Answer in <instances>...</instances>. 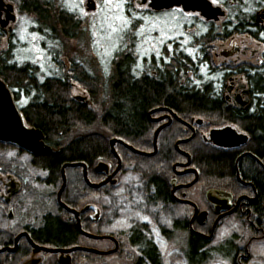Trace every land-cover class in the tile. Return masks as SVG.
I'll return each mask as SVG.
<instances>
[{
    "label": "flooded vegetation",
    "instance_id": "af4514ba",
    "mask_svg": "<svg viewBox=\"0 0 264 264\" xmlns=\"http://www.w3.org/2000/svg\"><path fill=\"white\" fill-rule=\"evenodd\" d=\"M134 1L136 5L146 8L153 14L175 11L181 17L189 16L196 22L216 23L227 15L225 3L230 0H222V4L206 0L211 7L219 8L223 12V15L216 20L208 19L203 15V0ZM153 1L158 8L151 6ZM241 1L231 0L230 2L235 7L234 16L226 23L230 27L229 35H223L220 33L221 31L214 34L209 31L205 35L203 33L190 35L189 40L187 35H181V41H196L200 45L191 44V49L162 51L161 55L148 59L144 68L140 72L134 73L135 78L147 77L154 82L160 73L171 72L176 74V79H179L177 87L183 89V95H186L191 88L197 93L205 90V86H209L210 98L212 100L219 99L225 105L246 112L253 111L255 106H264V17L262 16L264 15V0H252L255 4L254 13L243 11L239 6L245 2ZM89 2L93 3L94 9H89ZM83 8L86 15L95 13L98 9L96 0H86L83 3ZM20 11L31 12V16H35L31 24L34 34L41 38L49 36V40L58 42L59 39L71 40L77 36L81 39L83 37L81 20L77 18V15L66 9L56 8L52 0H20V3L18 0H0V84L2 85L0 86V135L2 129H6L8 132L9 126H12V120L16 119L12 106L20 115L24 126L29 129L34 128L26 124L23 116V110L32 97L26 91L29 88V83L22 80L18 71L21 66L27 63L17 65V62L12 59V48L16 46L17 42L15 33L19 31L16 23L18 17H21ZM238 25L257 26L260 33L257 34V38H253L247 33H236L234 27ZM205 40L212 43L207 45ZM3 42L4 49H2ZM251 42H255L258 47L261 46L262 50H250ZM216 47L221 49L216 50ZM218 58L221 62L217 64L215 62ZM7 64L16 65L14 72L17 75L10 76L11 69ZM65 68L68 71L69 67ZM63 72H65L64 69L60 70L59 75L64 74ZM203 72L216 73L220 75V78L215 84L213 81L205 79ZM3 74H7V76L4 77ZM163 86L169 87L168 84ZM84 102L88 103L87 100ZM164 102L166 100L158 102L162 106L152 109L160 110H156L151 115L146 114L147 121L155 125L154 131L161 125L166 124L161 129L163 130L177 123L189 130L191 135L194 133L195 136L196 133H199L205 142H209L205 139L208 138L212 129H223L227 126L233 128L237 134L246 136L247 140L244 143L231 148L217 147L212 144L219 149L238 152L234 163L235 178L244 187V190L237 188L236 195L223 190H214V200H209L207 198L208 191L204 189V195L201 191L200 197H191L189 190L196 185H201L198 183L199 173L192 166L190 156L188 158L175 149L184 160L173 164L172 177L168 180L167 185H163L165 196H154L155 187L147 180L141 191H138L142 206L135 207V209L142 212L141 214H151L152 218L160 210L155 209L158 206L162 209L175 205L184 208L187 212L176 219L181 222L179 224L176 222L171 229L160 228L157 230L155 226L146 225L145 221H136L126 233L114 235L108 231V193L109 190L119 186V176L125 173L122 171L125 164L122 163L120 171L113 177L115 184L107 183L96 189L87 185L95 192L86 191L84 194H80L81 200L78 208L75 209L79 211L81 229L88 234L101 237L90 238L77 230L76 217L63 209L57 200V193L62 181L58 187L52 185L48 182V172L32 164L34 158H40L54 150L45 142L44 134L42 133V142L50 149L38 154L6 141L3 136H0V251L2 250L0 264H107L108 258L116 255H124V259L128 260L129 264H138L146 248L156 247L160 253V240L156 236L157 232L166 243L171 242L173 234L177 236L183 234L186 250H190V252L194 250V257L204 256L203 241H210L217 226L226 218L232 219L234 223H237L236 227H241L243 230L242 233L234 232L233 240L227 242V247L224 250L220 248L225 252L224 256L229 260V264H264V165L257 158L256 160L248 149L244 148L249 141V135L227 124L203 132L200 130L201 120L195 118L188 121L183 120L167 108L163 104ZM89 133L106 137L104 130L89 131ZM246 156L254 159L255 164L247 159L241 165L240 168L246 177L242 180L238 162ZM187 162H189L188 165H186ZM128 165L131 167L130 163ZM257 166L262 169L263 173ZM112 172L113 170L111 171L104 161L96 160L91 165V174L88 179L90 183L98 184L107 179ZM81 173L83 177L82 167ZM196 173V182L186 187L196 178ZM186 176H190V180H187ZM141 177L144 178L142 175ZM52 188L57 189L53 191ZM132 188L135 189L132 186H125L124 191L130 193ZM224 193H227L228 196H224ZM120 198L122 200V197H117V199ZM200 200L205 201L206 207L201 206ZM203 212L206 213V216L203 215ZM210 216L213 219L210 229L207 231ZM54 224L74 227L77 232V236H74L75 244L67 246H60L62 243L53 244L47 231ZM19 235L22 236L15 244V239ZM108 237H112L116 241L117 248L114 240H110ZM29 239L37 246L48 249L68 250L73 247H83L89 251L52 253L43 250L35 251ZM237 240L240 241L239 244ZM115 248L116 250L113 251ZM109 251L113 252L109 253Z\"/></svg>",
    "mask_w": 264,
    "mask_h": 264
},
{
    "label": "trees",
    "instance_id": "16d2710c",
    "mask_svg": "<svg viewBox=\"0 0 264 264\" xmlns=\"http://www.w3.org/2000/svg\"><path fill=\"white\" fill-rule=\"evenodd\" d=\"M234 28L236 33H247L253 38H257V34L260 33L257 26L238 25ZM229 29L230 27L223 28L220 33L229 35ZM205 42L207 44L209 40ZM69 63L68 71L66 70L64 74L43 81L37 79L33 72L35 69L29 64L21 66L18 70L22 80L29 83L26 91L32 97L23 110L25 122L41 130L45 142L54 148L48 154L34 158L32 164L48 172V182L52 185L58 187L61 184V168L66 163L84 164L88 178L91 174V165L96 160L104 161L111 171L114 170L117 160L110 147V140L113 138L122 140L137 150L152 152L155 125L147 121L146 114L154 108L161 107L158 102L163 100H166L163 104L181 119L201 120L200 130L203 132L227 124L247 133L249 141L244 148L264 165V106H255L253 111L246 112L225 105L219 99L210 98L209 86H205V90L197 93L191 88L183 95V89L177 87L179 79L171 72L160 73L154 82L147 77L136 79L132 70L134 59L130 51L115 55L111 75L105 81L91 75L81 64L73 60ZM9 66L10 76L17 75L14 72L16 65ZM2 76L6 77L7 74ZM73 84L87 92L88 103L72 97ZM164 84H168L169 87L163 86ZM101 85L108 88L107 95L103 96L102 100L99 99L104 93ZM95 125L105 131V138L100 134L89 133V129ZM75 131L84 133L72 136L71 133ZM190 135L189 130L174 123L159 133L157 151L153 156L134 154L118 143L114 145V149L123 164L130 163L134 172L141 174L155 187L154 196L164 197L163 185H167L172 177L173 164L184 160L175 150L174 144L176 141L187 139ZM57 147L60 149H56ZM179 149L189 154L192 166L199 173L198 183L205 191L223 190L235 194L237 188L244 190L235 178L234 163L237 151L216 148L211 143L203 141L199 133L189 141L180 143ZM247 159L255 164V160L247 156L239 160L238 170L242 180L246 177L240 167ZM257 168L263 173L259 166ZM122 171L126 172L125 169ZM65 177L66 185L61 200L70 208H78L80 194L95 191L85 183L81 167L66 168ZM186 177L190 180V176ZM212 219L210 216L207 231L210 229ZM47 234L53 244L62 243L60 246L73 245L76 242L77 232L71 226L54 224L48 229ZM54 239L57 241H53ZM207 243V240L203 241V247ZM190 253L195 256L194 250ZM138 264H162L156 247L146 248Z\"/></svg>",
    "mask_w": 264,
    "mask_h": 264
},
{
    "label": "rangeland",
    "instance_id": "374dc122",
    "mask_svg": "<svg viewBox=\"0 0 264 264\" xmlns=\"http://www.w3.org/2000/svg\"><path fill=\"white\" fill-rule=\"evenodd\" d=\"M28 1V0H22ZM32 1V0H29ZM50 1V0H49ZM56 8L66 9L77 15L81 20V28L83 37L74 39H59L58 42L49 40V36L43 38L34 34L32 22L35 18L31 16V12L24 13L20 11L18 17V32L15 33L16 46L13 47L12 59L17 62V65L29 64L35 69L34 73L38 80L43 81L49 77L59 76V71L69 67V61L73 60L91 75L99 77L105 81L111 75L113 58L116 54L131 52L134 56L135 63L133 65V73L140 72L148 59L157 57L166 50L191 49L190 45H198L196 41H181V35H187L188 40L190 35L195 33L204 35L209 31L219 33L231 17L234 16V5L230 4L231 0L225 3L227 15L221 18L218 22H196L189 16L181 17L175 11L164 12L160 14L150 13L146 8L136 5L134 0H96L98 9L91 15H86L83 8V3L86 0H52ZM221 3L222 0H213ZM20 3V0H18ZM245 2L239 7L248 13H254V3L252 0H242ZM114 29V30H113ZM246 39V38H240ZM212 42H207V45ZM4 49V42L2 43ZM200 45V44H199ZM190 47V48H189ZM220 47H216V50ZM261 49L255 42H251L250 50ZM218 58L215 63H220ZM61 67V68H60ZM64 73V72H63ZM205 79L217 83L220 75L216 73L203 72ZM103 89V90H102ZM100 100L105 97L108 88L101 85ZM71 95L73 98H84L78 101L89 102L87 92L77 86L72 85ZM107 105V101H106ZM105 105V106H106ZM103 130L98 125L90 128L89 131ZM88 131V130H87ZM83 131H75L72 135H77ZM86 132V131H85ZM15 152V151H14ZM14 155V153H11ZM127 171L119 176V186L109 190L108 196V231L115 234L126 233L136 223V221L144 222L146 225L155 226V229L168 228L171 229L176 220L182 217L186 211L184 208L171 205L168 208L157 207L159 210L155 216L151 214H141L135 207H141L142 201L139 198V193L147 179L142 178L137 172H134L130 165H124ZM132 186L131 192H125L124 187ZM56 191L57 188H52ZM204 195V187L196 185L189 194L192 197H200ZM122 197L117 199V197ZM204 199V197H203ZM202 207H206V203L200 200ZM134 206V207H131ZM50 208V204L48 205ZM187 213V212H186ZM139 219V220H138ZM237 223L230 218L223 219L217 226L214 236L204 246V256L193 257L190 250H186L184 235L173 234L171 242L162 239L156 233L160 240L159 248L162 264H229V260L224 256V249L227 247V242L233 240L234 232L242 233L241 227H236ZM239 244V240H237ZM223 249V250H220ZM187 251V252H186ZM193 257V258H192ZM107 264H129L128 260L124 259V255H116L109 257Z\"/></svg>",
    "mask_w": 264,
    "mask_h": 264
},
{
    "label": "water",
    "instance_id": "95a60500",
    "mask_svg": "<svg viewBox=\"0 0 264 264\" xmlns=\"http://www.w3.org/2000/svg\"><path fill=\"white\" fill-rule=\"evenodd\" d=\"M144 1L145 0H143V2ZM203 4H204L203 15L206 18H208V19L214 18L216 20L219 16L223 15V12L219 8L211 7V5L206 0H203ZM151 6H153L154 8H158V7H156L154 1H153V4ZM89 9H91V10L94 9V5H93L92 2H89ZM262 16L264 17V15H262ZM0 86H2V85L0 84ZM76 99L84 100V98H76ZM12 108H13V111L15 113L16 119L12 120V126H9L8 132H6V129H2L0 136H3L6 141H9V142H11L13 144H16V145H18V146H20V147H22V148L34 153V154L44 153V152L49 151L50 148L48 146H45V144L42 142V139H43L42 132L39 129L26 128L24 126V124H23V121H22L20 115L17 113V111L14 109L13 106H12ZM156 110L158 111L160 109H156ZM156 110H151L148 114L151 115L152 113L156 112ZM165 125L166 124L159 126L154 131L153 140H152L153 151L149 152V153L137 150V149L133 148L132 146L126 144L122 140H119V139H116V138L111 139L110 140L111 152L113 153L114 157L117 160V165L114 168L113 172L107 177V179H105L104 181H102V182H100L98 184L90 183V181H89V179L87 177L86 166L84 164H82V163H66V164H64L62 166V168H61L62 184H61V187H60V189H59V191L57 193V200H58L60 206L63 209H65L66 211L72 213L76 217V228L81 234H83V235H85L87 237H90V238H101V237H97V236H94V235H91V234H88V233L84 232L81 229V224H80L79 217H78L79 211H77L76 209H72V208L68 207L66 204H64L61 201V194H62V192H63V190L65 188V185H66L65 169L66 168H73V167H82L83 179H84L85 183L87 185L91 186L92 188H95V189L99 188L102 185L107 184V183L115 184V179H113V177L116 174H118V172L120 171V169L122 167V161H121L120 157L117 155V153L115 152L114 145L116 143L121 144L125 148H127L128 150L133 152L134 154H138V155H142V156H153L156 153V151H157V137H158V134H159V132L161 131V129ZM193 136H194V133L188 139L177 141L175 143V145H174V147H175V149L177 151H179L181 154L186 155L188 158H189L188 154H185L184 152H181L179 150V144L182 143V142L189 141L191 138H193ZM205 140L209 141L211 144H213V145H215L217 147L231 148V147L238 146L241 143H244L247 139H246V136L237 134L233 128L227 126V127L223 128V129H212L209 132L208 138H206ZM188 164H189V162L186 163V165H188ZM195 176H196V178L190 184L186 185V187H189V186H191L192 184H194L196 182L197 173H196ZM213 195H214V193L212 191H208L207 192V198L209 200H214ZM224 196H228V194L224 193ZM203 215L206 216V213L203 212ZM21 236L22 235H19V236L16 237L15 244H17V242H18V240H19V238ZM108 238L110 240H114L112 237H108ZM29 242L32 244V246L34 247L35 251L43 250V251L51 252V253L52 252L89 251L88 249L83 248V247H73V248L68 249V250L48 249V248L37 246L30 239H29ZM114 242L116 243L115 240H114ZM116 248H117V243H116ZM116 248L113 251H115ZM92 251L95 252L94 250H92ZM113 251H109V253H111Z\"/></svg>",
    "mask_w": 264,
    "mask_h": 264
},
{
    "label": "snow or ice",
    "instance_id": "6c2138e0",
    "mask_svg": "<svg viewBox=\"0 0 264 264\" xmlns=\"http://www.w3.org/2000/svg\"><path fill=\"white\" fill-rule=\"evenodd\" d=\"M108 2L110 3L111 2V0H108ZM114 30V29H113Z\"/></svg>",
    "mask_w": 264,
    "mask_h": 264
}]
</instances>
